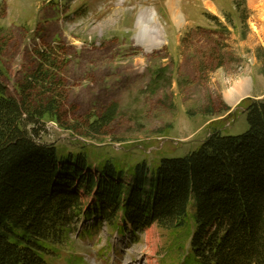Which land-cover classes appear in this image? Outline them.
<instances>
[{
    "label": "rangeland",
    "instance_id": "obj_1",
    "mask_svg": "<svg viewBox=\"0 0 264 264\" xmlns=\"http://www.w3.org/2000/svg\"><path fill=\"white\" fill-rule=\"evenodd\" d=\"M168 1L0 0V82L7 98H27L34 122L25 129L38 143L86 153L95 168L111 160L153 169L215 132L248 131L247 109L264 101V0H178L177 20ZM142 13L161 31L153 49L138 40ZM80 194L95 210L97 194ZM119 215L95 230L94 244L70 237L49 264L177 263L184 231L121 234Z\"/></svg>",
    "mask_w": 264,
    "mask_h": 264
},
{
    "label": "trees",
    "instance_id": "obj_2",
    "mask_svg": "<svg viewBox=\"0 0 264 264\" xmlns=\"http://www.w3.org/2000/svg\"><path fill=\"white\" fill-rule=\"evenodd\" d=\"M4 92L0 82V264H49L82 216L114 224L120 213L134 234L153 226L184 231L176 264H264V101L247 109L241 136L215 132L153 169L107 160L98 175L85 172L95 168L88 154L38 143V131L25 129L34 122L27 98ZM80 191L97 194L95 210Z\"/></svg>",
    "mask_w": 264,
    "mask_h": 264
},
{
    "label": "bare ground",
    "instance_id": "obj_3",
    "mask_svg": "<svg viewBox=\"0 0 264 264\" xmlns=\"http://www.w3.org/2000/svg\"><path fill=\"white\" fill-rule=\"evenodd\" d=\"M177 5H178V0L168 1V7L170 9L171 17L175 20L179 19L178 11L176 8ZM206 5L209 10L215 12V9L211 3L207 2ZM153 15H151L150 18L146 14L142 13L137 21V27L139 31L138 40L143 46H145L148 49L149 48L153 49L154 47L161 45L160 40L162 39L160 28L157 27L156 18ZM151 21L153 22V24H151ZM241 89H243V86ZM238 91L239 93L242 92L240 90ZM226 94H227L226 95L227 100L233 102L236 96L235 93L230 90Z\"/></svg>",
    "mask_w": 264,
    "mask_h": 264
},
{
    "label": "crops",
    "instance_id": "obj_4",
    "mask_svg": "<svg viewBox=\"0 0 264 264\" xmlns=\"http://www.w3.org/2000/svg\"><path fill=\"white\" fill-rule=\"evenodd\" d=\"M244 96L240 97V99L238 101H240ZM237 101L235 103H230V104H236Z\"/></svg>",
    "mask_w": 264,
    "mask_h": 264
},
{
    "label": "water",
    "instance_id": "obj_5",
    "mask_svg": "<svg viewBox=\"0 0 264 264\" xmlns=\"http://www.w3.org/2000/svg\"><path fill=\"white\" fill-rule=\"evenodd\" d=\"M250 100V99H249Z\"/></svg>",
    "mask_w": 264,
    "mask_h": 264
}]
</instances>
